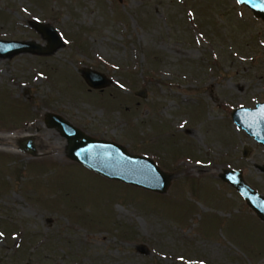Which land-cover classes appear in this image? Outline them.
I'll list each match as a JSON object with an SVG mask.
<instances>
[{
	"label": "rangeland",
	"instance_id": "rangeland-1",
	"mask_svg": "<svg viewBox=\"0 0 264 264\" xmlns=\"http://www.w3.org/2000/svg\"><path fill=\"white\" fill-rule=\"evenodd\" d=\"M37 23L53 53L0 57V264H264V222L220 178L264 195V146L232 119L264 102V21L237 0H0V40L47 48ZM49 113L152 158L168 192L71 160Z\"/></svg>",
	"mask_w": 264,
	"mask_h": 264
},
{
	"label": "water",
	"instance_id": "water-1",
	"mask_svg": "<svg viewBox=\"0 0 264 264\" xmlns=\"http://www.w3.org/2000/svg\"><path fill=\"white\" fill-rule=\"evenodd\" d=\"M119 1L122 2V0ZM237 2L247 6L253 11L255 17L264 21V0H237ZM37 27L48 40L47 48L34 42L0 40V57L8 58L26 52L53 53L63 42L60 33L51 25L37 23ZM82 76L90 89L104 90L113 84V80L104 73L90 68L83 70ZM136 95L146 98L147 91L143 89ZM232 119L239 129L264 146V102L258 103L255 108L239 107L235 109ZM46 124L49 127L57 128L61 136L67 139V156L88 170L108 180L150 192L158 194L168 192L173 176L162 170L152 158L132 154L127 147L116 142L91 137L58 114H47ZM22 148L36 156L32 141L26 142ZM244 156H248V151H245ZM257 167L264 172V166L258 165ZM220 178L235 188L250 209L264 222V195L245 181L242 171L224 169ZM138 250L142 254L148 253V248L145 245H140Z\"/></svg>",
	"mask_w": 264,
	"mask_h": 264
}]
</instances>
